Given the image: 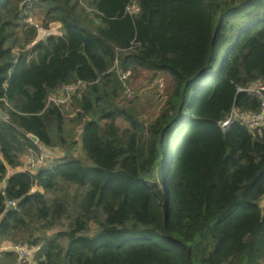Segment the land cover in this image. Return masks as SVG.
I'll return each instance as SVG.
<instances>
[{
    "label": "trees",
    "instance_id": "trees-1",
    "mask_svg": "<svg viewBox=\"0 0 264 264\" xmlns=\"http://www.w3.org/2000/svg\"><path fill=\"white\" fill-rule=\"evenodd\" d=\"M25 1L0 0V183L29 150L68 149L0 189V244L38 247V264H264V130L218 126L234 108L260 111L238 89L264 81V0ZM28 15L61 35L35 42ZM77 81L72 117L47 105ZM69 186L85 189L76 217L50 237L70 217L56 195Z\"/></svg>",
    "mask_w": 264,
    "mask_h": 264
},
{
    "label": "built area",
    "instance_id": "built-area-1",
    "mask_svg": "<svg viewBox=\"0 0 264 264\" xmlns=\"http://www.w3.org/2000/svg\"><path fill=\"white\" fill-rule=\"evenodd\" d=\"M139 6L133 2L127 7L129 14H137L139 12ZM26 22L29 26L33 27L37 31V38L35 42H39L47 38L48 36L61 35V25L59 23H52L48 28L44 26L41 20L34 15H28ZM117 64V62H116ZM122 80L129 78V73L121 74ZM87 83L83 81H77L74 84L62 85L56 92L49 95L47 105H56L61 107L63 110L71 109V99L73 94L86 86ZM125 89L123 93V102L128 105L134 101L135 92L133 88L124 83ZM164 87L165 83L162 78H156L150 83V88L158 89V96L160 101L164 98ZM239 92H246L256 98L260 102L259 112H246L238 108H234L231 113L223 120L218 121L219 128L226 132L235 123H240L246 127L249 132L254 133L258 136L263 134L264 130V81L258 80L248 88H239ZM31 156L26 165L24 166L23 172L36 173L47 162L53 158L51 152L45 147H39L38 150H30ZM75 158L78 157V152L73 153ZM2 183H0V186ZM5 189V188H4ZM3 189V190H4ZM13 202H8V206H14ZM3 251H10L15 253L19 261L25 264H38L35 260V254L38 251V247L29 246L27 243L17 242L11 243L10 246H0V254Z\"/></svg>",
    "mask_w": 264,
    "mask_h": 264
},
{
    "label": "rangeland",
    "instance_id": "rangeland-1",
    "mask_svg": "<svg viewBox=\"0 0 264 264\" xmlns=\"http://www.w3.org/2000/svg\"><path fill=\"white\" fill-rule=\"evenodd\" d=\"M27 14H28V12H27ZM159 76L162 77V79H164L165 84H167V82L169 81L168 76L166 74H161ZM164 89H165V87H164ZM154 90L153 89L152 90H147L145 93L142 91L141 94H149L150 91H154L155 93H157L156 97L160 101V97L158 96V89H154ZM133 91H135V90L133 89ZM64 112L66 114H68V115L72 114V113L70 114V109H65ZM72 116H73V114L71 115V117ZM118 124L120 125L121 128H126L128 126L127 122L124 121L123 119H119L118 120ZM68 127L72 128V125L71 126L68 125ZM76 130H77V128H75L74 137H73V139L75 141H76V139L79 136V133ZM66 146H68V143H67ZM62 149H63V152L64 151L67 152L68 147H64ZM71 151H72V149H71ZM80 159L84 160L85 163H87L89 165H92V161L86 155H84V153L80 154ZM50 160L52 161L53 158H51ZM84 190L85 189L78 190L75 186H69L68 188H63V189L61 188L56 193V195H60L61 197H63L65 199L66 203L68 204L70 217L62 219L61 222L59 224H56L53 229L45 228V233L46 234H48L50 237L58 236L59 232L66 231L69 228L70 223L76 217V214L74 212V207H75V204H76V202H77V200L79 198L78 194H83ZM51 197H52V195H51ZM41 225H45V223L43 222ZM97 232H98V230L96 229V227L94 225H91L89 231L87 232V234L94 235ZM18 262L19 263H23V262L19 261V259L16 258L15 264H17Z\"/></svg>",
    "mask_w": 264,
    "mask_h": 264
},
{
    "label": "crops",
    "instance_id": "crops-1",
    "mask_svg": "<svg viewBox=\"0 0 264 264\" xmlns=\"http://www.w3.org/2000/svg\"><path fill=\"white\" fill-rule=\"evenodd\" d=\"M39 147H44V146H39ZM46 148V147H45ZM48 149V148H47ZM49 150V149H48ZM50 152H51V154L53 155V160L55 159V158H60V157H63V156H65V151L63 152V149L62 148H54V149H50L49 150ZM78 152V156L80 157V154L82 153V150H81V147H80V144H79V147L78 148H76L74 151H73V153H77ZM30 156H31V152H30V150L25 154V155H23L22 157H21V162H20V165L18 166V167H15V168H11V167H8L7 168V175H6V177H5V179L3 180V182H2V185L0 186V189L1 190H3L5 187H6V184H7V180L12 176V175H14V174H16V173H21V172H23V169H24V166L26 165V163L28 162V160L30 159ZM36 190H38L37 188H35L34 190H33V192L34 191H36ZM41 192H44L43 190H40ZM10 246L11 245V242H9V241H4L2 244H0V246L2 247V246Z\"/></svg>",
    "mask_w": 264,
    "mask_h": 264
},
{
    "label": "water",
    "instance_id": "water-1",
    "mask_svg": "<svg viewBox=\"0 0 264 264\" xmlns=\"http://www.w3.org/2000/svg\"><path fill=\"white\" fill-rule=\"evenodd\" d=\"M31 0H26L23 4V6H26L28 4H30ZM0 114L4 117V118H8V115L5 114L1 109H0ZM29 138L34 142V143H38L39 142V139L38 137H36L35 135H29ZM13 207V206H11Z\"/></svg>",
    "mask_w": 264,
    "mask_h": 264
}]
</instances>
